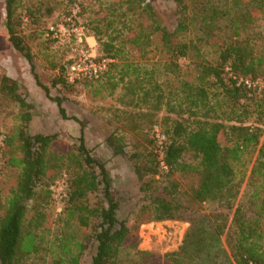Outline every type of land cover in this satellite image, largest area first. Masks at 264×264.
<instances>
[{
  "label": "trees",
  "instance_id": "trees-1",
  "mask_svg": "<svg viewBox=\"0 0 264 264\" xmlns=\"http://www.w3.org/2000/svg\"><path fill=\"white\" fill-rule=\"evenodd\" d=\"M97 2L87 25L101 57L113 61L80 84L91 100L112 97L133 110H112L126 123L105 131L103 142L90 145L82 124L68 144L58 133L35 131L37 105L16 79L0 78V95L16 107L0 147V264L34 257L84 264L90 249L91 264H264V86L245 82L264 83V42L250 32L264 0H175L174 28L150 0ZM5 6L9 40L33 67L22 26L34 12L23 13L26 0ZM189 56L198 61L185 70L179 60ZM165 74L174 76L168 91L160 81ZM57 82L75 86L64 75ZM54 99L67 117L63 98ZM163 110L165 138L158 142L135 117L152 129ZM109 154L133 166L141 194L133 223L120 216ZM247 176L245 208L236 200ZM61 177L66 186L54 233L52 213L32 204L50 205ZM207 202L215 209L205 212ZM169 219L190 223L177 250L138 249L141 225ZM227 228L230 255L221 242Z\"/></svg>",
  "mask_w": 264,
  "mask_h": 264
},
{
  "label": "rangeland",
  "instance_id": "rangeland-1",
  "mask_svg": "<svg viewBox=\"0 0 264 264\" xmlns=\"http://www.w3.org/2000/svg\"><path fill=\"white\" fill-rule=\"evenodd\" d=\"M156 9L161 13L165 24L174 28L176 24V2L175 0H150ZM25 14L28 11L34 12L32 17L25 16L22 26V35L25 42L34 53L32 64L18 52L9 40V33L4 25L6 16L5 0H0V78L8 75L16 79L20 90L29 95V98L35 102L36 109L32 121V128L35 131H44L48 133H58L64 142L73 144L81 133L82 124L85 125V133L90 145L103 142L105 131L114 129L125 120L118 121L115 118L113 109H127L132 111V107H123L115 98H109L107 101L91 100L79 80L70 79L72 65L77 62L85 66L91 61L97 65L103 63L104 58L99 52V43L97 38L91 33L87 25V19L92 16L93 11L99 9L97 0H26ZM85 9V10H84ZM85 11V12H84ZM84 27V32L76 30ZM64 27L71 35L54 37L51 34V28ZM264 42V13L256 25H252L250 32ZM81 37V39H80ZM208 48V47H207ZM206 48V49H207ZM210 57V54L208 55ZM198 60L193 57H184L179 60L181 68L193 69ZM152 63V62H151ZM90 69V66H88ZM103 67V66H102ZM61 75L66 76L70 83H75L73 88H65L58 79ZM90 75L89 77H91ZM97 77V76H96ZM173 75H161L160 81L166 91L173 83ZM251 85L258 86L260 91L264 83L262 80L250 81ZM43 86L49 89V93ZM63 98V106L67 117H63L60 108L54 99ZM15 104H11L7 99L0 95V135H3L7 125L11 122L10 113L15 111ZM167 114L165 110L160 111L154 118L157 123L150 129L146 120L140 121L135 117L137 123H141L143 132H155L158 142L161 139L157 136L158 131L162 132V118ZM173 118H177L172 115ZM150 130V131H149ZM141 133V134H142ZM143 135V134H142ZM110 157L108 167L111 170L116 190L123 206L120 216L130 217V223L134 221V213L141 200V194L138 189V181L133 166L118 158ZM163 165V164H162ZM0 159V178L5 174ZM163 168L165 166L163 165ZM249 175V173H248ZM248 176L241 185L236 205L242 204L245 208L248 206L247 185ZM66 178H59L51 187H54V201L47 205L41 200H36L32 205L41 210H47L54 216L53 231L56 232L59 224L61 212V195L65 191ZM205 212L215 209L213 203H204L202 205ZM232 214L230 216L231 221ZM190 223L184 220H163L152 221L141 225L139 237L141 241L138 249L165 254L177 250L183 242L185 234ZM226 233L222 236L221 242L224 250L230 255V249L226 241ZM133 254L131 251L126 256ZM92 251L87 252L84 258V264H91ZM27 264H50L49 261L39 257L31 258Z\"/></svg>",
  "mask_w": 264,
  "mask_h": 264
},
{
  "label": "built area",
  "instance_id": "built-area-1",
  "mask_svg": "<svg viewBox=\"0 0 264 264\" xmlns=\"http://www.w3.org/2000/svg\"><path fill=\"white\" fill-rule=\"evenodd\" d=\"M76 30H81L82 32H84V27L81 26L77 28ZM50 32L52 36L56 38L65 36V35H71V32L67 33V30L64 27H59V28L52 27ZM111 61L113 60L109 58H104L103 63L101 65H97L96 62L91 61L89 64L85 66H82L78 64L77 62H75L71 67L70 79L79 80L83 77H87L90 75L95 76V77L99 76L104 70L108 68V63ZM88 66H90V69ZM245 82L251 85L249 80H246ZM157 136L161 139V141L165 138L164 134L161 133L160 131H158ZM3 140H4V135H0V147L3 144ZM51 188L52 190L54 189V187H51Z\"/></svg>",
  "mask_w": 264,
  "mask_h": 264
}]
</instances>
